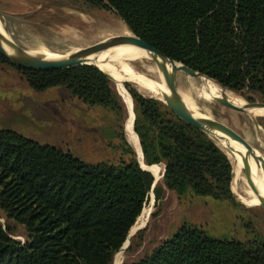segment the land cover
Listing matches in <instances>:
<instances>
[{"label":"trees","instance_id":"16d2710c","mask_svg":"<svg viewBox=\"0 0 264 264\" xmlns=\"http://www.w3.org/2000/svg\"><path fill=\"white\" fill-rule=\"evenodd\" d=\"M88 1L112 8L132 34L221 88L247 101L253 95L264 101V0ZM0 63L9 64L1 55ZM94 66L12 67L34 91L62 86L88 105L121 112L111 81L97 68L111 74ZM124 87L134 103L133 131L143 160L152 170L163 167L164 185L179 195L190 191L236 204V165L228 156L231 167L217 142L178 118L158 97L129 82ZM119 138L127 159L90 163L0 129V211L25 232L20 241L0 224V264L112 261L145 211L150 192L154 205L162 195L158 183L151 191L153 176L139 166L124 130ZM121 264H264V239L221 240L186 224L149 254Z\"/></svg>","mask_w":264,"mask_h":264},{"label":"rangeland","instance_id":"374dc122","mask_svg":"<svg viewBox=\"0 0 264 264\" xmlns=\"http://www.w3.org/2000/svg\"><path fill=\"white\" fill-rule=\"evenodd\" d=\"M0 13L10 39L34 55L47 50L51 56H65L111 35L132 34L112 8L94 5L88 0H0ZM110 74L111 84L121 102V112L88 105L69 96L62 86L34 91L27 86L20 72L9 64L0 63V129L13 130L40 144L69 151L90 163H116L121 158L127 159L128 154H124L119 138L124 130L128 144L132 149L133 145L139 149L140 153L134 152L140 163L149 167L145 165L139 139L133 131L132 98L121 78L135 83L146 95L162 98L164 93L161 91L166 90L159 63L149 54L142 53L118 60L117 73ZM175 81L180 95L189 99L204 118L227 124L264 156V105L249 106L246 112L232 110L216 100L235 106H243L249 101L211 80L184 71L176 72ZM118 84L130 98V114L116 90ZM253 98L252 101H262L258 96L253 95ZM129 117L135 138L126 131ZM220 147L226 153L225 148ZM240 160L249 165L250 178H246L243 167L236 186L241 195L258 199L257 204L241 203L235 195L236 204L190 191L179 195L169 190L161 179L158 185L162 187V195L157 205L150 192L143 208L145 211L130 230L133 234L128 237V246L117 251L109 264L130 262L149 254L186 224L204 229L221 240L264 239V209L259 206V199L264 197V174L247 155ZM0 224L9 228L12 238L23 240V226L6 219L1 211Z\"/></svg>","mask_w":264,"mask_h":264},{"label":"water","instance_id":"95a60500","mask_svg":"<svg viewBox=\"0 0 264 264\" xmlns=\"http://www.w3.org/2000/svg\"><path fill=\"white\" fill-rule=\"evenodd\" d=\"M1 17H2V14L0 13V18ZM3 27H4V30L6 31V28L4 25ZM1 42H4L10 48V52H7L2 48ZM120 43H128V44H132V45L138 46L139 48L144 49L145 51L149 53L150 57L154 59V61L157 57L161 59V61L159 62V67L162 71L164 81L169 91V94H166V93L162 94V98H159V100L164 102L178 118H180L185 123L203 131L213 140H215L214 130H216V131L223 133L224 135H227L232 140L240 143L242 146L245 147L248 154L253 156L254 159H256L257 161L261 162L262 168H263V174H264V156L260 153H257L256 149L242 135H240L233 128H231L230 126H228L227 124L219 120H216L210 117L209 118L196 117L190 114L188 110L184 107L182 97L176 88V81H175L176 72L184 71L191 76H204V75H201L198 71H195L192 68H189L188 66L182 64L181 62L176 61L166 56L163 52H161L160 50L153 47L152 45L145 42L143 39H141L140 37L134 34H127V35L115 34V35L108 36L88 46H85L79 49H74L72 52L67 53L65 58L58 59V60H43L38 56L27 55L25 51L21 47H19L16 43H14L11 39H8V40L4 39V37L0 35V55L10 65L18 67V68L36 70V71H49V70L64 69V68H69V67H73L76 65H84V64L94 66L93 64H90V63H84L83 57H86L90 53L98 52L110 46H114ZM166 64L170 65L169 69L166 67ZM94 67L97 68L96 66ZM97 69L101 73H103L110 81L113 82L112 78L108 74L104 73L99 68ZM126 82H131V81L123 80L122 84L124 85V83ZM216 101L222 106H225L232 110L241 111V112H246V108L252 105H261V104L264 105V101H249V102H246L243 106H235V105L229 104L224 101H219V100H216ZM228 159L230 160L229 157ZM230 163L232 167L231 160H230ZM139 166L142 169L147 170L152 174L150 170L143 168L140 164ZM243 171H244L246 178H250L249 168L247 167ZM231 174L233 175V170H231ZM152 176H153V182L151 185V191L158 183V178L154 174H152ZM162 176H163V170L160 174L161 179H162ZM153 199H154V195H153ZM259 206L264 209V198L260 199ZM126 238H127V235H126ZM126 238L124 242L122 243L121 247L118 249V251L123 250L128 246V244H125Z\"/></svg>","mask_w":264,"mask_h":264},{"label":"bare ground","instance_id":"6f19581e","mask_svg":"<svg viewBox=\"0 0 264 264\" xmlns=\"http://www.w3.org/2000/svg\"><path fill=\"white\" fill-rule=\"evenodd\" d=\"M0 35L2 37H4V39H7V40L10 39V37L8 36V33L4 30L3 23L1 22V20H0ZM1 46H2V48L5 51L10 52V48L4 42H1ZM107 49H111V51L108 52ZM25 53L27 55L38 56V57H40L43 60H58V59H62V58H65L66 57V55L65 56H57V57L51 56L50 55L51 52L50 51H47V50H43L42 53H39V54L37 53L38 55L37 54L34 55V53L32 54V53H28L26 51H25ZM142 53L149 54L147 51H145L142 48H139L138 46H135V45H132V44H128V43H120V44H117V45H114V46H110V47H108V48H106L104 50H101V51H98V52H94V53L88 54L86 57H83V62L84 63H90V64H93V65L102 67L106 71H108L110 73H115L116 74L117 73V61L118 60H120L122 58H125V57H134V56H136L138 54H142ZM156 59H157L158 63L161 61V59L158 58V57ZM166 67L169 69L170 68V65L169 64H166ZM161 75H162V80H163L164 87H165V90H166V92L165 91H161V93L169 94V91H168V89L166 87V84H165V81H164V77H163L162 71H161ZM121 81H123L122 78H121ZM116 90L119 93V95L122 97V101L126 105V108H127L128 112L130 114V111H131V102H130V98L128 97V95H127L124 87L121 84H118V89H116ZM160 90H162V89H160ZM181 97H182V101H183L184 107L188 110V112L190 114H192V115H194L196 117H202V118H204L200 114V112L197 111L195 105L189 99H187V98H185L183 96H181ZM191 106H193L195 109L192 108ZM132 109H133V102H132ZM131 126H132V124H131V117H129V120H128L127 124H126V131L128 132V135L130 137L135 138V136L132 133L133 131H132V127ZM214 138H215L217 144L220 145V146H222V147H224L225 150H226V154L233 161H235L236 164H237V171L235 172V176H234V179H233V193L235 194V196L238 199H240L241 201H243V202H245L247 204H257L258 203V199L255 200V199L248 198V197H246L244 195H241L239 193V190H238L236 184H237V180L239 178V174L242 171L243 167L244 168H247L248 167L250 169L249 165L248 164L246 165L244 161L242 162V160H240V158H243V157H245L247 155V158H249L250 160H253L255 162V164L258 167H260V169L263 172V168H262L261 162H259L256 159H254L253 156H251L250 154L247 153V151H246V149H245L244 146H242L240 143L232 140L227 135H224L223 133L214 130ZM133 149H134L135 152L140 153L139 152V149L137 147H135L134 145H133ZM223 151H224V149H223ZM145 165L146 166H150V165H147L146 163H145ZM141 166L143 168H145V169L150 170L152 172V174H154L158 178V181L161 180L160 174H161V172L163 170V167H159V168H157L155 170H152L149 167H145L144 165H141ZM151 194H153V193L151 192ZM263 198L264 197H262L260 199H263ZM260 199H259V202H260ZM131 234H133V232L131 233L130 230H129L128 235H127V238H126V241H125V244L127 243L128 237Z\"/></svg>","mask_w":264,"mask_h":264}]
</instances>
